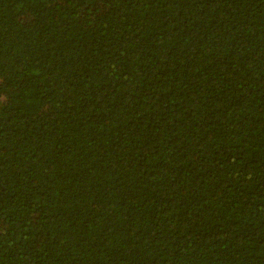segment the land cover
Instances as JSON below:
<instances>
[{"label":"trees","instance_id":"1","mask_svg":"<svg viewBox=\"0 0 264 264\" xmlns=\"http://www.w3.org/2000/svg\"><path fill=\"white\" fill-rule=\"evenodd\" d=\"M0 264H264V0H0Z\"/></svg>","mask_w":264,"mask_h":264}]
</instances>
